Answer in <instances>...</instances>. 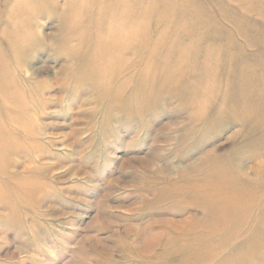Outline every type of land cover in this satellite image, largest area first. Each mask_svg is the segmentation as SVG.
Wrapping results in <instances>:
<instances>
[{"label":"rangeland","instance_id":"374dc122","mask_svg":"<svg viewBox=\"0 0 264 264\" xmlns=\"http://www.w3.org/2000/svg\"><path fill=\"white\" fill-rule=\"evenodd\" d=\"M45 2L39 42L15 69L26 89V74L38 83L43 134L14 156L15 176L40 167L43 186L30 207L0 213V264H264V0H145L150 22L171 8L184 35L170 39V26L149 74L134 61L109 95L104 80L79 86L76 68L56 84L67 73L58 48L68 0ZM206 63L216 70L207 79ZM162 64L171 82L137 101ZM205 182L211 199L233 184L249 211L184 191Z\"/></svg>","mask_w":264,"mask_h":264},{"label":"bare ground","instance_id":"6f19581e","mask_svg":"<svg viewBox=\"0 0 264 264\" xmlns=\"http://www.w3.org/2000/svg\"><path fill=\"white\" fill-rule=\"evenodd\" d=\"M45 1L0 0L1 214L4 211L16 213L20 208L30 207L34 195L43 186L38 179L40 167L29 165L26 168L30 169L29 171L25 170L22 176H15L18 173L15 171L17 168L14 159L20 158L23 151L25 152V144L32 142L37 146V140L43 134L38 120L46 107H43V100L37 93L38 83L35 82L34 75L26 74L29 81L33 80L30 89H26L17 77L15 69L23 70L22 60L39 42L36 36L41 33L36 27L38 17L47 8ZM88 1L90 0H68L60 17L62 46L58 48V53L63 51L67 56L62 65V69H66L67 73L57 75L55 81L58 85H62L64 80L72 79L74 73L71 68H76L75 79L79 86H82L87 78L104 80L105 83L100 85L101 90L104 95H109L116 80L132 70L134 61L136 64L144 60L146 68L155 55H161V48L168 41L167 30L170 26L174 30V34L170 35L173 40L182 37L186 29V25L181 26L182 22H168L169 17L173 15L171 8L163 12V16L157 19L159 22H150V18L156 14L155 6L146 5L145 0H92L87 4ZM91 6L96 16L86 20L84 14ZM134 19L137 22H132ZM153 34L156 38H151ZM170 48L171 53L174 49ZM187 55V51H184L182 56L185 58ZM165 57L167 58V55ZM166 69V65L162 64L153 73L150 81L145 83L151 85L149 93L145 96L144 91L138 90L137 101L141 99V102L151 103L155 96L157 97L154 87H163L171 82L168 75L170 73ZM149 70L146 68L144 74L148 75ZM204 71L206 79L216 74V70L210 68L207 63ZM118 98V93L113 96L114 101ZM202 109L205 111L204 106ZM138 110L141 111L140 108ZM223 177L228 178L226 175ZM208 186L209 182L194 184L184 191L218 208L227 209L236 205L238 208L229 211L232 214L245 215L249 211L251 204L240 209L244 202H249V195L239 191L233 184L222 189L218 186L214 199L207 196ZM231 188L236 191H229ZM253 199L252 196L250 201ZM179 224L174 223L172 226L175 230H182L186 226L185 223Z\"/></svg>","mask_w":264,"mask_h":264}]
</instances>
